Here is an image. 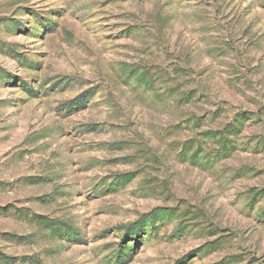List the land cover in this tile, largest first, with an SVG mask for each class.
<instances>
[{
    "label": "rangeland",
    "instance_id": "1",
    "mask_svg": "<svg viewBox=\"0 0 264 264\" xmlns=\"http://www.w3.org/2000/svg\"><path fill=\"white\" fill-rule=\"evenodd\" d=\"M0 264H264V0H0Z\"/></svg>",
    "mask_w": 264,
    "mask_h": 264
}]
</instances>
